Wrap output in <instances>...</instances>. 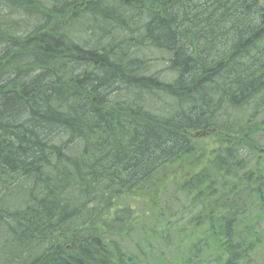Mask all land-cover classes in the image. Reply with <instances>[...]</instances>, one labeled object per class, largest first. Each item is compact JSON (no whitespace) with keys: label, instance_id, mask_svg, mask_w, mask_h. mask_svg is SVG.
Returning <instances> with one entry per match:
<instances>
[{"label":"trees","instance_id":"16d2710c","mask_svg":"<svg viewBox=\"0 0 264 264\" xmlns=\"http://www.w3.org/2000/svg\"><path fill=\"white\" fill-rule=\"evenodd\" d=\"M150 3L171 57L132 48L120 20L107 32L91 0H0V202L2 184L34 194L1 205L0 264H264V0ZM112 85L132 113L117 129L96 117ZM45 150L58 171L16 180Z\"/></svg>","mask_w":264,"mask_h":264},{"label":"bare ground","instance_id":"6f19581e","mask_svg":"<svg viewBox=\"0 0 264 264\" xmlns=\"http://www.w3.org/2000/svg\"><path fill=\"white\" fill-rule=\"evenodd\" d=\"M94 2L93 5L94 6V13L98 16V18L101 20L102 24L105 25L107 32L113 33L115 30H117L119 28L118 25V21L120 20L122 23V30L119 31V34L121 36L122 39H126V41L129 43V45L137 50H145L144 53L148 54V51L150 52V54L153 57H158L161 54L164 55L165 57H171L174 54V51L172 50H168L165 49L163 47H159L158 45H155V40L148 34H146V30H148L149 28H151V25L155 23V15L159 13L155 10L154 8V4L152 6V3L150 2H155L154 1H150L148 4L143 5L142 3H147L148 0H91ZM158 5L161 6L160 3L156 2ZM157 5V6H158ZM153 7V8H152ZM158 8V7H156ZM196 13H199V11H195ZM131 22L135 23L136 25L140 24V27H133L131 25ZM211 30H215L217 28V26L213 25L210 27ZM263 32V30H261V33ZM260 33V34H261ZM197 34L198 36L200 35V33L194 29H191V32L188 33L186 36L188 37V39H192V37L197 38ZM263 35V34H262ZM100 40H97V44H100ZM90 43L85 44L86 51H82L80 52V55L83 56V54L85 55H90V53H88L87 51H92L91 47L89 46ZM88 45V46H87ZM147 49V50H146ZM59 54L56 53V58H61L58 56ZM79 55V54H78ZM175 55V54H174ZM51 58H53L54 60H56V58L54 56H52ZM81 57L79 56V59ZM63 60V59H60ZM59 61V60H58ZM73 61V60H72ZM239 61V58L237 60V63ZM254 63V62H252ZM252 63H250L246 69H250L252 66ZM86 64V62H82V63H78V62H71V61H67V62H60L59 61V68L61 70V72L66 73L67 71L71 72L74 75H85L86 72L90 73L91 70L90 69H86V67H84V65ZM224 64V63H223ZM222 64V65H223ZM42 69H35L31 74L30 77L31 78H35L37 77L39 74L42 73L41 71ZM59 70V69H58ZM54 79V77H53ZM4 83L6 85H8L9 87L7 88V91H9V89L12 91V89L15 87L14 85L16 84V80L14 77L9 76V77H5L3 78ZM54 80H58L57 78H55ZM26 81V82H25ZM24 82L27 83L28 80H25ZM31 80H29L30 82ZM28 82V83H29ZM55 84L57 86H59V83L57 81H55ZM130 85L135 86V88H133L135 91H141L142 93L145 92L147 90V88L143 86V84H141L140 86L142 88H140V86L138 85L136 87L135 84H131ZM116 89V86L112 85V88L106 90L101 91L102 94L104 96H106L103 100H101L102 102H106V104H103L101 106V111L102 112H98L96 113V117H97V121L98 122H104L105 124H109V126H112L114 128L117 129V127H119L120 125H122L123 123L128 122L131 118H132V113L128 110V99L126 100H119L120 101V105L118 107H114V103L117 102L115 101L116 99L111 98V94L113 93V91ZM83 90V87L80 89V91ZM89 90V89H88ZM136 93V92H134ZM45 98V97H44ZM23 102L28 106V107H33L37 102V100L33 101V99H28V98H23L22 99ZM168 101V100H165ZM83 103V101H82ZM109 104V105H107ZM166 108V113L167 116L170 117H174V119L177 117V113L178 111H176L174 109V107L172 106H165ZM44 113L47 111H43ZM24 115H29L28 112H25ZM158 118H166L165 116H160ZM71 119V118H70ZM170 125V126H169ZM167 127H163L164 129L170 130L172 132H176L179 133L181 132V130H183V128H179L180 124L178 123H172L169 124ZM192 127H187L185 129H191ZM45 129L49 130L51 133H54V130L50 127H45ZM57 157V158H56ZM56 159L61 161H66L68 159H70L71 157L65 155V153H61L60 156L56 155L55 156ZM56 161V160H55ZM55 161H51V157L50 154L48 152V150H45L44 152V157H40L39 159L35 160L36 165L35 166H31L28 169L22 170L24 172H21L22 175L18 176L17 178H15L14 176L13 179L15 178L16 180H20L22 177L24 179V182L26 184H32L33 180H29V175L34 177V179L37 180H45L47 178V174L49 171H53L57 169V163ZM55 162V163H54ZM14 175V172H13ZM51 184L50 186V190L53 191H48L47 192V196H49L50 194L53 195H58V198H55L53 196H49L50 202H53V205H57L58 209H60V212L63 213L64 209H62V203L59 202V200H61V193L64 191L61 189L62 185L58 184L57 181H54V183L52 182L51 179ZM2 192L3 194H6L8 196V198H2V201L0 202V208L2 203H5V206L3 208L4 211L7 210V208L9 209L11 207L10 204H8L11 200L13 201L15 206H20L22 204V201H27L25 204V210L27 208L30 207V203L31 199L33 198L34 194H30L28 192H26L25 190L17 187L14 184H10V185H5L2 184ZM13 193H16L13 195ZM4 214L1 210H0V222L3 220H6V218L1 217V215ZM5 223V221H4ZM26 226V225H25ZM16 234L15 231L12 232V234H10L8 237H14L16 238Z\"/></svg>","mask_w":264,"mask_h":264},{"label":"rangeland","instance_id":"374dc122","mask_svg":"<svg viewBox=\"0 0 264 264\" xmlns=\"http://www.w3.org/2000/svg\"><path fill=\"white\" fill-rule=\"evenodd\" d=\"M200 145H202V142H200V141H197ZM204 143V142H203Z\"/></svg>","mask_w":264,"mask_h":264}]
</instances>
